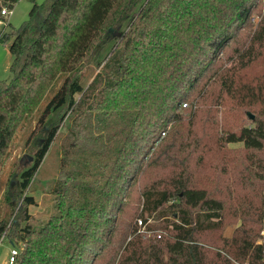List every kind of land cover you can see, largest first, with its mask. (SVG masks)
I'll use <instances>...</instances> for the list:
<instances>
[{
    "label": "trees",
    "instance_id": "obj_1",
    "mask_svg": "<svg viewBox=\"0 0 264 264\" xmlns=\"http://www.w3.org/2000/svg\"><path fill=\"white\" fill-rule=\"evenodd\" d=\"M17 1L0 0V13ZM31 1L28 19L0 36L12 39L13 55L10 79L0 80V157L40 109L45 133L21 172L18 211L13 201L0 206V240L20 216L14 264H264V12L249 30L261 0ZM89 63L102 67L85 83ZM226 98L250 122L224 126L220 157L202 150L177 161L155 147L170 126L192 131L204 101L217 111ZM64 121L56 211L36 228L35 198L24 193ZM236 142L243 147L233 154L226 146ZM158 166L167 172L143 185L140 215L146 226L150 215L163 218L164 233L126 232L125 200ZM229 220L239 224L226 236Z\"/></svg>",
    "mask_w": 264,
    "mask_h": 264
},
{
    "label": "rangeland",
    "instance_id": "obj_2",
    "mask_svg": "<svg viewBox=\"0 0 264 264\" xmlns=\"http://www.w3.org/2000/svg\"><path fill=\"white\" fill-rule=\"evenodd\" d=\"M36 1L38 3H42L45 0ZM32 5L33 2L31 0H18L14 4V7H12V11L9 14L3 15L0 13V36H2V34H4L6 31H10L12 27L20 26L26 19H28ZM4 7L6 6H2V8ZM263 12L264 0H261L259 8L252 12L250 21L251 27L249 30L252 31L256 28L257 24L262 18ZM11 40L12 39L8 40L7 42L0 41V80H9L11 77L10 64L12 62L13 55L8 47ZM233 48L234 43L227 44L222 52V55L226 56L227 54H230ZM105 61H103L102 65ZM102 65L97 66L94 63H89V65H86V67L83 69V81H85V83H89L94 75L101 69ZM259 67L260 63H256L254 64L253 68L249 69V72L244 73L247 74L255 72L259 70ZM228 100L229 98H226L224 102H227ZM207 103L208 101H204L202 104H200V110L198 114L201 117L196 122V126H192V131H190V128L177 131L178 128H171L170 126L166 129L165 135H162L155 147L157 148L159 145V148H163V151L165 149H171L172 155L174 154V160L177 161H182L184 158L188 160H196L198 157L199 159L201 156H203L201 153L202 150L208 151L206 155H204V158H206L209 154H215L220 157L221 147L219 145L217 146L216 142L217 139L219 140L220 135H222L221 133L223 132L224 126H238V124L249 123L250 121L244 117L242 110H238L237 107L232 105V102L230 101L224 104V106L219 105V109L217 108V111H215V107L217 105L214 107L212 104L209 105ZM44 104L45 102H43L41 108L44 106ZM41 110L42 109H40L37 113L28 116L19 126H16L11 138V142L5 154L0 157V206L2 211L3 208L8 206L7 201H13L17 205V211L23 202V197L21 198L20 196V175L24 168L32 165L34 162V157L33 160H29L27 158L23 166H19L24 155L28 154L29 156H33L35 150L39 147L40 142L43 141L42 138L44 137L45 133H43L41 130L42 124H39ZM214 113L216 115L217 121L213 124L212 120L215 117ZM55 115L56 114L53 113L52 118H54ZM211 115L214 117L209 118ZM65 121L61 123V127L58 131L56 139L52 143L44 161L41 163L36 175L31 182L30 187L25 190L24 193L30 194L35 198L36 203L29 205L28 210L33 216L32 222L36 228L43 226L48 217H50L56 211L55 194L51 189L54 185V181L58 180L59 178H62L63 180L64 178L60 169V161L64 152L63 147L69 140L70 135V131H68L66 128L68 121ZM72 126H74L76 131L80 129L79 125L74 124ZM82 130L85 131L84 126L82 127ZM80 133L78 134L80 135ZM82 136L84 137L85 135H80V142L82 140ZM162 142L165 143L161 144ZM242 147V142L229 143L226 146V148L231 149L233 154L235 151H240ZM187 163L189 167L192 168L190 162L188 161ZM192 165L196 166L194 161L192 162ZM193 169H195L197 172L198 166L194 167ZM166 172L167 169L158 166L156 168H148L146 171H144L143 175H140L139 181L135 183L132 188L130 198L125 200L128 202V204L126 206L124 215H122L120 218V221L124 223L122 228H124L126 232L132 227H135L137 228L138 232L152 236L153 232L149 227H153L159 229L161 233H164V231L160 230V228L164 224L165 220L163 218H159L158 215L153 214L148 216L145 214L144 216H148L147 226L144 222L143 225H140L139 220H143V216L140 215V210L142 208L140 192L143 185L152 181L153 179H157L159 181V177L163 174H166ZM197 182H203V180L199 178ZM19 217L20 216H18L17 213V215L13 217L14 222L9 224V231L4 233L2 236L4 239H2V242H0V264H14L10 263L9 260L11 250L15 248L18 250V252H20L24 247L23 241L18 239L16 235L17 223L20 222ZM175 217L176 214L168 215V218L170 219H175ZM238 224L239 220L236 222L229 220V223H227V226L223 231L224 235L230 236ZM124 237L125 240L123 241V245H125L126 242L130 240L131 235H125ZM258 241L264 242V229L261 231V236L258 238Z\"/></svg>",
    "mask_w": 264,
    "mask_h": 264
},
{
    "label": "built area",
    "instance_id": "obj_3",
    "mask_svg": "<svg viewBox=\"0 0 264 264\" xmlns=\"http://www.w3.org/2000/svg\"><path fill=\"white\" fill-rule=\"evenodd\" d=\"M11 11H12V10H9L7 7H4V8L1 10V13L4 15V14H9ZM139 223H140V225H143V221H142V219L139 220ZM2 239H4V238L2 237ZM2 239L0 240V242H2ZM18 253H19L18 250L15 249V248H13V249L11 250V252H10V258H9L10 263H14V262H15V258H16V256L18 255Z\"/></svg>",
    "mask_w": 264,
    "mask_h": 264
},
{
    "label": "water",
    "instance_id": "obj_4",
    "mask_svg": "<svg viewBox=\"0 0 264 264\" xmlns=\"http://www.w3.org/2000/svg\"><path fill=\"white\" fill-rule=\"evenodd\" d=\"M248 113H249V115H250L251 118H254V115H253L251 112H248ZM27 158H28L29 160H33V156H29L28 154H26V155H24V157L22 158L19 167L23 166V164H24V162H25V160H26Z\"/></svg>",
    "mask_w": 264,
    "mask_h": 264
}]
</instances>
